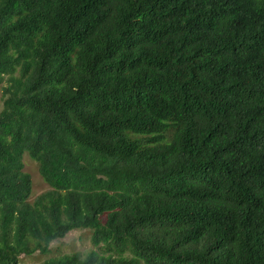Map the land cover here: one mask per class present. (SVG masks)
<instances>
[{
  "label": "trees",
  "instance_id": "1",
  "mask_svg": "<svg viewBox=\"0 0 264 264\" xmlns=\"http://www.w3.org/2000/svg\"><path fill=\"white\" fill-rule=\"evenodd\" d=\"M3 82L1 264H264V0H0Z\"/></svg>",
  "mask_w": 264,
  "mask_h": 264
},
{
  "label": "rangeland",
  "instance_id": "2",
  "mask_svg": "<svg viewBox=\"0 0 264 264\" xmlns=\"http://www.w3.org/2000/svg\"><path fill=\"white\" fill-rule=\"evenodd\" d=\"M6 82L0 84V111L3 108V88ZM25 171L31 175L33 182V190L30 200L33 199L43 191L50 188V185L45 181L39 171L38 163L30 157L26 152L24 154ZM92 248H97L92 243V231L91 229H74L69 232L64 238L55 240L51 244V251L48 254H42L39 252L33 254H22L18 264H34L42 262L43 260L52 257L54 255L73 252V251H88ZM1 264V263H0Z\"/></svg>",
  "mask_w": 264,
  "mask_h": 264
}]
</instances>
